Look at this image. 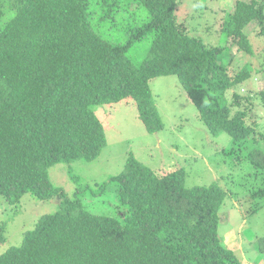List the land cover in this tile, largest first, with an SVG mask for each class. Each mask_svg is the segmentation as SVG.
I'll return each instance as SVG.
<instances>
[{"label":"trees","instance_id":"1","mask_svg":"<svg viewBox=\"0 0 264 264\" xmlns=\"http://www.w3.org/2000/svg\"><path fill=\"white\" fill-rule=\"evenodd\" d=\"M177 4L0 0V196L12 205L27 192L59 199L56 211L40 215L19 245L0 254V264H241L217 233L232 194L219 181L187 188L183 170L154 171L130 155L116 176L91 187L113 195L112 213L96 214L79 190L69 198L48 180L51 166L101 153L106 140L94 105L130 99L145 130H161L149 83L175 75L207 132L231 138L224 154L250 146L247 198H264V132L252 117L254 103L264 108V88L235 91L252 77L251 64L233 70L227 46L190 36L176 21ZM250 23L264 37V0H236L221 26L242 56L252 53L244 32ZM147 37L146 55L134 60L132 45ZM253 247L264 254V236Z\"/></svg>","mask_w":264,"mask_h":264},{"label":"rangeland","instance_id":"2","mask_svg":"<svg viewBox=\"0 0 264 264\" xmlns=\"http://www.w3.org/2000/svg\"><path fill=\"white\" fill-rule=\"evenodd\" d=\"M177 1L176 21L190 36L201 39L207 45L227 46L225 59L230 60L233 70L251 64L252 77L236 87L235 91L253 95L264 88L261 69L264 37L257 34L256 24L250 23L244 28L251 43V55L237 53V45L231 39L225 40L221 31L223 21L233 11L236 0ZM112 37L117 39L119 36ZM149 43L150 37H147L132 45L130 53L134 60L143 59ZM149 87L163 124L161 130L148 133L130 99L109 105H94L92 111L103 126L106 140L101 153L92 160L77 159L51 166L48 180L62 188L69 198H73L74 192L79 190L78 195L87 210L96 214L112 213L113 195L109 191L99 195L91 187L95 188L111 176H116L130 155L154 171L183 170L187 188L219 181L222 189L232 194H228L222 205L218 236L235 252L241 264H264V254L257 253L253 247V241L264 236V198L251 200L246 194L254 180L249 172V167L252 170L250 164L243 162L250 146H240L234 150L238 153H231L232 156L224 154L223 149L232 148L231 138L225 133L213 138L207 132L197 117L196 108L186 98L177 76L155 78L150 81ZM254 104L253 121L258 124L257 129L264 132V108ZM58 203L57 197L41 200L30 192L25 193L15 205L6 203L0 196V223H5L6 239L0 242V254L10 246L19 245L23 231L31 229L40 215L56 211ZM257 207L252 212L251 209Z\"/></svg>","mask_w":264,"mask_h":264}]
</instances>
